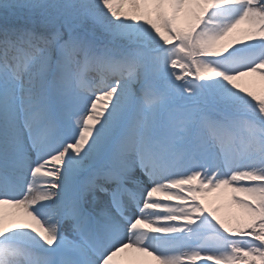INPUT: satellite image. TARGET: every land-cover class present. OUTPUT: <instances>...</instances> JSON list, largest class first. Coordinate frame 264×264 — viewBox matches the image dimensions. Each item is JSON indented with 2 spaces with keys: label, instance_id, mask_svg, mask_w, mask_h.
<instances>
[{
  "label": "snow or ice",
  "instance_id": "1",
  "mask_svg": "<svg viewBox=\"0 0 264 264\" xmlns=\"http://www.w3.org/2000/svg\"><path fill=\"white\" fill-rule=\"evenodd\" d=\"M0 264H264V0H0Z\"/></svg>",
  "mask_w": 264,
  "mask_h": 264
},
{
  "label": "rangeland",
  "instance_id": "2",
  "mask_svg": "<svg viewBox=\"0 0 264 264\" xmlns=\"http://www.w3.org/2000/svg\"><path fill=\"white\" fill-rule=\"evenodd\" d=\"M247 82H249L255 89L258 90L259 88V82L256 78V80L253 77H247L245 78ZM216 204L220 206V213L221 216H228L230 213H238L240 210L225 197L224 199L217 200Z\"/></svg>",
  "mask_w": 264,
  "mask_h": 264
},
{
  "label": "bare ground",
  "instance_id": "3",
  "mask_svg": "<svg viewBox=\"0 0 264 264\" xmlns=\"http://www.w3.org/2000/svg\"><path fill=\"white\" fill-rule=\"evenodd\" d=\"M241 27H245V25H241ZM251 78V77H250ZM255 80H256V78H257V80H258V77H253Z\"/></svg>",
  "mask_w": 264,
  "mask_h": 264
}]
</instances>
